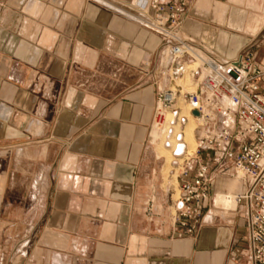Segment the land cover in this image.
I'll return each instance as SVG.
<instances>
[{
	"label": "crops",
	"instance_id": "crops-1",
	"mask_svg": "<svg viewBox=\"0 0 264 264\" xmlns=\"http://www.w3.org/2000/svg\"><path fill=\"white\" fill-rule=\"evenodd\" d=\"M137 1L0 0V264L251 263L246 206L216 188L177 237L148 142L165 39ZM263 14L264 0H185L174 34L229 60L255 44L225 27L259 34Z\"/></svg>",
	"mask_w": 264,
	"mask_h": 264
},
{
	"label": "built area",
	"instance_id": "built-area-1",
	"mask_svg": "<svg viewBox=\"0 0 264 264\" xmlns=\"http://www.w3.org/2000/svg\"><path fill=\"white\" fill-rule=\"evenodd\" d=\"M135 7L154 12L145 26L165 39L157 65L148 73L157 99L148 142L170 154L169 174L177 193L169 176L166 188H172L177 237L197 233L211 191L229 179L234 186L219 187L215 196L223 208L244 203L247 255L250 264H264V66L256 63L251 48L217 60L203 55L191 40L179 39L174 29L185 0H138ZM144 66L150 69L148 62ZM184 67L194 83L190 93L172 85ZM180 97L185 110L177 106ZM189 118L195 121L193 152L184 134ZM238 186L240 193L234 190ZM225 195L230 196L228 205Z\"/></svg>",
	"mask_w": 264,
	"mask_h": 264
},
{
	"label": "rangeland",
	"instance_id": "rangeland-1",
	"mask_svg": "<svg viewBox=\"0 0 264 264\" xmlns=\"http://www.w3.org/2000/svg\"><path fill=\"white\" fill-rule=\"evenodd\" d=\"M249 15H251V14H247V16H249ZM233 18L237 22L239 20V14H234ZM224 31L231 38L238 39L239 37H241L242 39H254L253 43L255 45H252L249 48H251L253 53H255V61H256V63L261 65V66H264V30L262 32H260L259 34H256V33L253 34V30L251 29L249 32L244 34V32L240 33L236 28H231L230 29V28H226L225 27ZM182 70L183 71L181 72V75L178 78H176V80H174L172 85H173V87H180L182 92H189V93L193 92L194 91V83H193V81L191 79L190 71L187 70L185 67ZM182 99L183 98H181V97H180V99H178L177 106L181 110H185ZM188 122H192L193 129H194L195 121L192 118H189ZM184 134H185V140H186V143L188 145L189 151L193 152L194 148H195L194 139L192 141L187 140L185 129H184ZM192 137H193V132H192ZM155 145H158V148L160 150L161 155L165 158V161H166L165 162L166 163V165H165L166 166L165 175H167V172L169 171V168H170L169 165H170V162H171L170 154H169V152L167 150L163 149L160 144H155ZM221 180H220L221 182H219V185H221V186H219L220 188L218 187L220 189V191L227 190V189L232 188L234 186L233 182L231 183V180H229V179H221ZM171 184L173 185V189H174L175 193H177V189H176V186H175V183H174V178L172 179ZM218 188H217V190H218ZM236 189H237V187L234 188V190H236Z\"/></svg>",
	"mask_w": 264,
	"mask_h": 264
},
{
	"label": "bare ground",
	"instance_id": "bare-ground-1",
	"mask_svg": "<svg viewBox=\"0 0 264 264\" xmlns=\"http://www.w3.org/2000/svg\"><path fill=\"white\" fill-rule=\"evenodd\" d=\"M189 78V77H188ZM190 79V78H189ZM194 120V119H193ZM185 132H186V138L187 140L189 141H192L193 140V137H192V132H193V125H192V122H188L186 124V127H185ZM224 198V204L225 205H228L230 203V197L229 195H226L223 197Z\"/></svg>",
	"mask_w": 264,
	"mask_h": 264
},
{
	"label": "water",
	"instance_id": "water-1",
	"mask_svg": "<svg viewBox=\"0 0 264 264\" xmlns=\"http://www.w3.org/2000/svg\"><path fill=\"white\" fill-rule=\"evenodd\" d=\"M193 115H196V113H193Z\"/></svg>",
	"mask_w": 264,
	"mask_h": 264
}]
</instances>
